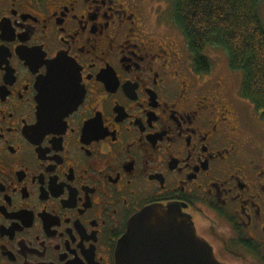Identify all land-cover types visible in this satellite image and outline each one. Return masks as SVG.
<instances>
[{
    "label": "flooded vegetation",
    "instance_id": "1",
    "mask_svg": "<svg viewBox=\"0 0 264 264\" xmlns=\"http://www.w3.org/2000/svg\"><path fill=\"white\" fill-rule=\"evenodd\" d=\"M170 5L0 0V264H115L152 205L179 208L218 261L264 264L246 122L264 123L231 70H199Z\"/></svg>",
    "mask_w": 264,
    "mask_h": 264
},
{
    "label": "trees",
    "instance_id": "2",
    "mask_svg": "<svg viewBox=\"0 0 264 264\" xmlns=\"http://www.w3.org/2000/svg\"><path fill=\"white\" fill-rule=\"evenodd\" d=\"M171 18L182 32L199 70L211 62L202 51L220 47L229 68L240 70V95L264 121V25L258 14L261 0H169Z\"/></svg>",
    "mask_w": 264,
    "mask_h": 264
},
{
    "label": "water",
    "instance_id": "3",
    "mask_svg": "<svg viewBox=\"0 0 264 264\" xmlns=\"http://www.w3.org/2000/svg\"><path fill=\"white\" fill-rule=\"evenodd\" d=\"M115 264H224L175 206L152 205L133 216L115 250Z\"/></svg>",
    "mask_w": 264,
    "mask_h": 264
},
{
    "label": "rangeland",
    "instance_id": "4",
    "mask_svg": "<svg viewBox=\"0 0 264 264\" xmlns=\"http://www.w3.org/2000/svg\"><path fill=\"white\" fill-rule=\"evenodd\" d=\"M169 9H170L169 14L171 17V12H172L171 5ZM258 14L264 25V0H261L259 3ZM204 50H205V55L211 62L212 74L214 75H218L219 73L223 74L226 73L224 72L225 69L231 70L228 65V59L226 53L220 47L208 45L205 47ZM231 72H232V77L228 78L229 80L228 85L230 87L231 93L242 99L243 97H241L240 95V87L243 80V73L240 70H236V71L231 70ZM247 104L250 105V103ZM255 118H257L259 121L264 123V121L260 120L258 117L255 116ZM246 127H247L246 132L247 135L251 137V142H254V144L256 145L258 144V146L264 148V133L259 128L260 126L256 124V122H254L252 119H247ZM263 252H264V248H263Z\"/></svg>",
    "mask_w": 264,
    "mask_h": 264
},
{
    "label": "snow or ice",
    "instance_id": "5",
    "mask_svg": "<svg viewBox=\"0 0 264 264\" xmlns=\"http://www.w3.org/2000/svg\"><path fill=\"white\" fill-rule=\"evenodd\" d=\"M93 131H95V129H93Z\"/></svg>",
    "mask_w": 264,
    "mask_h": 264
}]
</instances>
